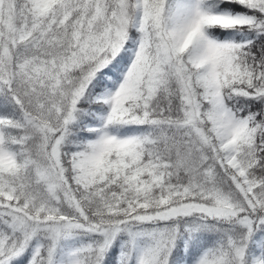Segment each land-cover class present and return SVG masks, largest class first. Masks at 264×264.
<instances>
[{
    "label": "snow or ice",
    "instance_id": "snow-or-ice-1",
    "mask_svg": "<svg viewBox=\"0 0 264 264\" xmlns=\"http://www.w3.org/2000/svg\"><path fill=\"white\" fill-rule=\"evenodd\" d=\"M0 264H264V0H0Z\"/></svg>",
    "mask_w": 264,
    "mask_h": 264
}]
</instances>
